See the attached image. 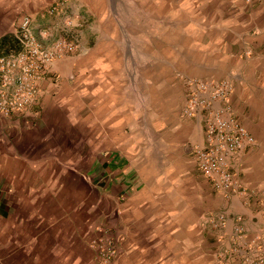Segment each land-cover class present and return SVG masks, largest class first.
I'll list each match as a JSON object with an SVG mask.
<instances>
[{
	"label": "crops",
	"instance_id": "1",
	"mask_svg": "<svg viewBox=\"0 0 264 264\" xmlns=\"http://www.w3.org/2000/svg\"><path fill=\"white\" fill-rule=\"evenodd\" d=\"M203 1L213 2L215 7L211 6L210 10L222 21L214 22L209 31L217 35L211 44L213 55L219 59V65L239 73L234 75V92L226 103L256 139L254 145L231 162L234 187L236 183L237 186L229 192L215 190L198 170L194 152L205 142L207 110L192 116L183 114L184 87L174 77L173 80L165 75L156 77L161 86L158 89H151L154 80L140 77L135 103L140 100L144 107L141 112L147 116L152 107L154 110L160 106L159 119L167 123L161 126L160 139L145 141L147 157L142 155L138 160L127 156L131 139L126 141L125 154L123 150L118 153L109 150L105 154L100 151L104 142L98 137L102 132L103 139L110 141L111 136L104 132L127 128L131 131L133 125L131 93L134 90L126 88L127 78L117 74L115 60L110 62L114 66L112 74L99 73L96 77L99 149L94 152L98 155L97 172L107 181L92 188V191L95 188L92 221L96 210L98 214L111 212L121 222L129 223L127 230L133 231L149 224L146 217L155 213L154 236L170 237L167 242L174 243L170 248L176 250L181 243H190L194 248L192 253H196L195 264H264V202L258 196L264 190V128L261 127L264 115L253 101L255 94L251 97L246 92L245 84L255 79L248 70H241L246 60L239 55L242 49L250 47L257 55L245 64L247 68L255 67L258 61L264 65V0ZM198 61L208 65L203 58ZM52 69L56 72L39 84L36 99L28 107L8 117L0 113V264H87L89 257L84 248L89 221L70 215L67 197L64 201L58 197L68 194L70 178L77 185L82 178L79 171L73 170L70 175L67 164L70 159L82 164L87 161L84 155L70 158L68 153L75 140L76 146L78 139L83 141L79 131L83 127L77 126L79 132L75 136L74 125L84 120L70 119L69 112L63 114L67 105L64 95L66 89H72L68 85L74 76L67 77L59 63L53 62ZM176 90L183 93L180 102L175 98ZM128 101H132L131 107H126ZM101 105H108L107 111ZM118 109L130 119L118 120ZM113 139L112 145L116 143V137ZM154 147L161 155L151 158ZM80 189L84 195L85 187ZM96 191L98 202L106 196L102 198L106 202L103 209L95 207ZM199 204L203 208L201 215L197 212ZM202 248L210 250L204 251L203 257L199 253ZM207 257L208 263L202 260Z\"/></svg>",
	"mask_w": 264,
	"mask_h": 264
},
{
	"label": "rangeland",
	"instance_id": "2",
	"mask_svg": "<svg viewBox=\"0 0 264 264\" xmlns=\"http://www.w3.org/2000/svg\"><path fill=\"white\" fill-rule=\"evenodd\" d=\"M206 3L203 0H0V88L4 87L11 92L24 80L31 81L35 89V101L39 84L56 72L52 69L53 62L64 66L67 77L74 76L68 85L72 89H66L64 95L67 105L63 114L66 116L69 112L70 119L79 117L84 120L74 125L75 136L82 131L83 141L78 139L79 146H76L75 140L68 147V153L70 158L76 154L84 155L87 161L82 164L70 159L67 164L70 175L79 171L82 178L77 185L72 183L76 180L71 182L69 177L68 194L58 197L63 201L67 197L70 215L89 221L84 239L85 251L89 253L87 264H195L196 253H192L194 248L190 247V243H181L177 252L170 248L174 243L167 242L170 237L160 239L154 236L157 226L153 225L155 213L146 217L149 224L138 226L133 231L127 230L129 223L121 222L111 212L98 214L96 210V218L92 221L95 190L94 188L92 191V188L99 186V183L106 184L107 181L97 172L98 155L94 150L99 149L98 138L104 142L100 150L103 154L110 151L114 153L115 150L117 153L123 150L124 153L128 143L126 141L131 139L133 143L128 146L127 156L139 160L142 155L143 158L147 157L145 141L160 139L161 126L167 125L166 121L159 119L160 106H155L154 110L152 107L147 116L142 113L144 107L140 100L135 103L141 86L140 77L148 76L149 80H154L151 89L161 87L156 80L161 75L170 80H173L172 77L179 80L184 87L183 114L187 99L194 91L193 84L207 83L211 89L220 86L224 93L211 103L207 114L220 112L225 118L244 127L226 103L234 92L233 78L239 73L219 65V59L213 55L214 48L211 44L217 39V35L209 31L214 22L222 21L215 18L210 10L211 6L215 7L213 2L207 3L208 5ZM239 55L246 61L243 69L240 66L237 70H248L251 74L249 76H254L255 79L252 82L251 77H248L251 82L245 84L246 92L251 97L255 94L253 101H256L264 115V65H259L261 61H258L259 64L255 67L247 68L245 64L257 55L250 47L242 49ZM198 58H203L208 65H202ZM115 60L118 61L117 74L125 76L129 83H125L126 88L133 87L134 90L131 93L134 97L133 125L131 131L127 128L104 132L111 136L109 141L108 138L103 139V132L100 137L96 132V77L99 73L112 74L114 66L110 62ZM237 87L235 93L238 91ZM182 95L176 90L175 98L179 102ZM107 100L108 97L105 98L106 103ZM131 102L128 101L126 107H131ZM107 106L101 105V108L107 111ZM121 111L123 110H117L118 120H129V115ZM77 126L83 129L78 131ZM261 127L264 128V123ZM249 134L254 139V145L256 139L251 132ZM80 137L82 136L79 135ZM114 137L116 143L112 145ZM252 145L243 148L239 154ZM155 149L154 147L151 158L161 155ZM88 157L94 158V161ZM233 166L231 163V172ZM80 187H85L84 195L81 194ZM258 196L264 202V190H260ZM102 198L98 202L96 191V208H105L106 202H102ZM202 209L199 204V215ZM195 233L197 234L196 231L193 232ZM198 241L199 238L197 247ZM208 249L202 248L199 251L202 253L201 257L204 251L210 252ZM206 259L202 260L208 263L209 258Z\"/></svg>",
	"mask_w": 264,
	"mask_h": 264
},
{
	"label": "built area",
	"instance_id": "3",
	"mask_svg": "<svg viewBox=\"0 0 264 264\" xmlns=\"http://www.w3.org/2000/svg\"><path fill=\"white\" fill-rule=\"evenodd\" d=\"M192 87L194 91L188 97L184 109L188 116L202 109H210L211 103L224 93L220 86L211 89L207 83L199 82ZM34 94V86L28 80L21 82L11 92L0 88V113L8 116L21 111L33 102ZM253 143V137L241 124L225 118L220 112H210L206 121L205 142L194 152L196 166L215 190L229 192L234 187L231 162L243 148Z\"/></svg>",
	"mask_w": 264,
	"mask_h": 264
}]
</instances>
